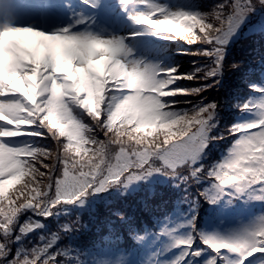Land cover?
<instances>
[{"label":"snow or ice","instance_id":"snow-or-ice-1","mask_svg":"<svg viewBox=\"0 0 264 264\" xmlns=\"http://www.w3.org/2000/svg\"><path fill=\"white\" fill-rule=\"evenodd\" d=\"M80 2L92 15L77 12L70 16L72 23L52 31L0 23V264H84V253L71 245L57 247L62 234L78 230L71 223L8 257L12 244L44 227L35 217L67 215V208L87 197L111 189L123 194L155 176L174 186L204 185L199 196L209 204L246 190L253 193L251 199L264 202V86L249 84L258 95L233 105L253 118L219 135H209L218 124V104L201 95L220 83L227 44L264 0H221L210 12L169 10L154 0H118L134 26L189 47L208 45L191 53L206 62L193 61L195 67L186 72L179 65L162 67L136 58L126 41L143 33L123 36L98 24L107 0ZM11 4L0 0V16L13 11ZM129 6L148 10L129 12ZM18 33L35 39L14 38ZM181 80L210 83L186 88L178 86ZM178 103L191 107L178 108ZM20 137L45 143H20ZM228 137L234 139L220 158L205 164L212 141ZM184 170L189 174L182 175ZM195 206L193 200L190 217H165L156 232H130L137 247L128 251V264H144L149 254L151 264H245L264 254V214L223 235L197 227ZM26 213L31 216L21 223ZM115 215L124 219L123 213ZM161 237L171 240L163 249L155 243ZM169 253L175 254L167 258ZM91 259L109 264L105 257Z\"/></svg>","mask_w":264,"mask_h":264},{"label":"trees","instance_id":"trees-1","mask_svg":"<svg viewBox=\"0 0 264 264\" xmlns=\"http://www.w3.org/2000/svg\"><path fill=\"white\" fill-rule=\"evenodd\" d=\"M163 1L166 2L167 7L175 5L176 9L174 10L194 11L193 5L195 6V4L198 10L200 7L207 9L209 6L206 3H201L200 0ZM197 1H199L200 5H198ZM217 1L213 2L218 4ZM117 4H119L118 0H107V6L100 11L106 12L111 8L116 9L119 6ZM189 6L192 7L188 8ZM205 9H202V11ZM212 9V7H209L208 12ZM246 18L250 19V21L238 27L227 44L220 83L201 94L206 97L205 102L216 101L218 104V124L209 135H219L221 132H226V129L232 124L244 121L252 116L249 113H241L233 105L258 95L251 92L249 84L254 83L264 86V5L257 4L256 10L247 15ZM249 25H251V28ZM206 47L208 45H192L189 47L182 41H175L172 50L159 53L164 56L161 59H157L156 56L158 54L156 53L153 55L143 52L138 53L137 56L150 59L154 64L164 63V66H166V64L173 62L171 55L177 54L184 61L189 62L188 67L184 71L186 72L192 71L195 67L193 61H196L197 65L206 62V58L191 54L198 49ZM181 50H186L188 54H183ZM233 64H238L239 68L231 67ZM177 83L179 87L196 88L200 84L210 83V81L205 80L197 83L181 80ZM179 99L181 101L190 99L195 102L200 97H180ZM177 107L190 108L191 105L178 103ZM233 139L234 137H228L227 140L212 141L209 148H212L213 151L209 155L208 160L205 161V164L219 159L220 153L229 146ZM32 140L36 143H45L35 137H32ZM46 143L51 144L52 142L47 141ZM181 174L188 175L189 172L184 170ZM153 178V182H141L134 185V188H129L123 194H121L122 190L111 189L107 193L87 197L84 200L89 201L87 208L80 205L71 206L65 210L67 215L62 212L58 217H50L47 220H44L41 216L35 217V220L43 221L44 227L30 233L19 244H12V253L9 254L8 258L10 259L18 248L20 250L24 246L31 248L33 244L38 243V236L41 234L58 231L60 224L71 223L78 230L67 235L62 234L63 238L57 247L71 245L74 250H78V254L84 253V264H97L96 260L91 259L93 256L108 258L109 264H113V262L117 264L116 261H119L120 264H128V260L131 258L128 255V251L137 247L130 236V232L135 231L139 234L156 232L164 222L165 217L184 218L185 214L190 217L193 211L192 204L190 206L187 205L185 208L179 206L180 203L185 202V199L188 202L196 199L200 200L199 204L195 206V213L197 215V227L204 232L209 227L217 226V224H221L220 226L223 227L227 226L229 217L232 218L234 216L228 215L227 196L224 199H220L215 204V207L209 204L204 197L199 196V191L204 187L202 184H195L189 181V183H180L179 186H174L173 181L167 178L160 176ZM163 178L164 180H162ZM147 184L148 186H146ZM252 195L253 193L246 190L242 194L230 196L231 199H240L246 205L251 206L252 210H249L250 213L246 211L247 218L251 217L253 211H256L255 209L258 211L260 209V213L264 214V202H260V205L254 204L251 199ZM240 210L238 207L236 213L240 212ZM117 212L123 213V220L115 215ZM29 216H31V213H26L25 216L21 217V223L28 219ZM77 218H79V223H76ZM221 218L222 221H220ZM161 238L155 243L159 242ZM257 254L261 258L255 264H262L264 262V254Z\"/></svg>","mask_w":264,"mask_h":264},{"label":"rangeland","instance_id":"rangeland-1","mask_svg":"<svg viewBox=\"0 0 264 264\" xmlns=\"http://www.w3.org/2000/svg\"><path fill=\"white\" fill-rule=\"evenodd\" d=\"M215 0H200L201 3L208 4V8L205 9L204 7H200L199 10L197 9V5H193L194 11H200V12H208L209 7L213 8L216 4V2H213ZM219 1V2H218ZM217 3H220L221 0H218ZM155 3H158L159 5L165 6L169 10L176 9V6L167 7L165 1L163 0H154ZM170 2V1H169ZM188 3V2H187ZM198 5L199 1H197ZM190 4V3H189ZM116 9L111 8L107 10L106 12H99L97 14L98 20L97 23H104L107 24L108 29L116 34L126 36L129 32H141L143 33L141 36L137 37L136 39L127 40L126 42L130 47L134 50V55L136 58L141 59L145 61L146 63H153L150 59H145L144 57H138V53L147 52L150 54L155 55L154 53L158 54L156 57L157 59H161L164 57L163 55L159 54L164 51H170L173 49V41L163 39L159 35H157L154 31L146 28V27H138L134 26L132 22L127 18L128 13L121 10L120 4H117ZM114 6V5H113ZM116 6V3H115ZM183 6V5H181ZM187 7V6H185ZM192 6H189L188 8H191ZM12 12L6 13L3 16H0V23L4 22H10L17 25H31L36 28H41L44 31H52L56 27H63L65 24L72 23V19H70V16L75 18L74 14L77 12H82L84 15H92V9L86 8L84 5L81 4L80 0H12L11 4ZM202 9H205L202 11ZM147 11L148 9L144 8H138L136 6H129L128 11L129 12H136V11ZM247 21H250V19L245 18L243 22L239 25H243ZM95 27V26H94ZM251 28V25H249ZM97 31H100L99 28H96ZM107 34V32L103 33ZM14 38L20 39L25 42H31L35 38L29 34V33H18L14 34ZM166 53V52H165ZM144 58V59H143ZM171 58H173V62H170L164 66V63H160L162 67H173L175 65L180 66V71L184 72L186 68L189 65L188 61H184L183 58L179 57L177 54H172ZM253 116L248 117L245 120H251ZM244 120V121H245ZM17 141L20 143H27L32 142V138L30 137H20L17 138ZM166 179V178H165ZM164 180V178L162 179ZM154 178H149L145 182H153ZM148 186V184L146 185ZM135 186L132 185L130 188H134ZM226 197V196H225ZM223 197L222 199H224ZM228 201V215H234L232 218L229 217V221L227 223V226H220L217 224V226L209 227L206 231V233H219L223 235H229L236 231L241 230L242 228L246 226H250L255 219L261 215L260 209L259 211L255 209L256 211H253L251 217L247 218V213H250L249 210H252L251 206L246 205L243 201L240 199H231L230 196H227ZM253 200V199H252ZM185 202L180 203L181 208H185L187 205L190 206L192 202H188L186 199ZM196 205L199 204L200 200L196 199ZM254 204L260 205L261 203L259 201L253 200ZM89 201H84L82 207L87 208L89 206ZM213 207H215V204H212ZM238 207L241 209L240 212L236 213L238 211ZM242 207V208H241ZM222 221V218L220 219ZM171 243L170 238L168 237H162L159 242L156 244L163 249L168 244ZM175 253H169L167 258H171ZM207 258V255L204 256L205 259ZM261 258L259 257V254H256L255 257H250L248 261H245V264H255L257 260ZM230 259H236V257H230ZM117 263V261H116ZM113 264H115L113 262ZM144 264H151L150 256L144 257Z\"/></svg>","mask_w":264,"mask_h":264}]
</instances>
